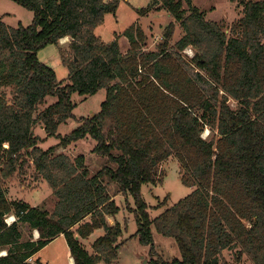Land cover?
Wrapping results in <instances>:
<instances>
[{"label": "trees", "instance_id": "16d2710c", "mask_svg": "<svg viewBox=\"0 0 264 264\" xmlns=\"http://www.w3.org/2000/svg\"><path fill=\"white\" fill-rule=\"evenodd\" d=\"M13 1L33 19L13 27L0 17V86L6 88L0 91V250L6 251L0 264H43L34 254L59 235L72 264L117 259L122 226L108 217L118 213V193L133 199V236L142 244L152 246V225L174 238L180 258L154 264H218L222 252L233 248L264 264V0L243 1L229 33L192 0H184L186 8L182 0H152L138 8L139 15L165 10L182 36L171 44L175 24L169 21L156 49L147 50L146 33L131 24L122 33L129 43L125 53L118 35L105 43L94 32L119 0ZM65 36L71 56L61 57L69 75L59 82L37 52ZM187 46L195 51L189 58L181 53ZM100 88L106 91L100 109L60 135L59 125L74 119L71 95ZM47 96L56 100L39 111ZM35 124L58 142L40 147L44 138L35 134ZM207 127L216 133L204 138ZM86 136L106 158L95 173L82 155L56 152ZM171 155L181 166L182 183L192 189L152 218L141 186L159 181L160 164ZM26 159L51 187V211L6 197L5 180ZM9 213L15 220L8 225ZM19 223L36 229L38 238L22 240ZM100 228L89 253L79 239Z\"/></svg>", "mask_w": 264, "mask_h": 264}, {"label": "rangeland", "instance_id": "374dc122", "mask_svg": "<svg viewBox=\"0 0 264 264\" xmlns=\"http://www.w3.org/2000/svg\"><path fill=\"white\" fill-rule=\"evenodd\" d=\"M182 1L183 7L186 8V3L184 0ZM243 1L246 0H192L193 4L205 14L206 18L218 22L227 33H229L228 29L232 22L240 17ZM150 2L152 0H119L115 12L113 14H105L103 22L96 26L94 32L105 43L111 42L115 35H118L119 49L125 53L129 48V43L127 37L122 33L131 24L136 23L146 33V49H156L158 43L163 39V29L169 21H174V19L172 15L162 9H150L144 15H139L138 8H146ZM32 16L33 13L30 10L22 5L20 6L15 1L0 0V17L8 25L13 27L19 24L28 25L33 19ZM174 24L171 44H174L183 34L178 22L174 21ZM70 41L71 38L67 36L65 40L61 38L58 45L47 44L37 52L39 60H42L53 69L59 82H65L69 75L67 67L62 62L61 55L64 54L67 58L71 56L69 52ZM181 53L185 58H189L194 55L195 51L192 47L187 46ZM183 65L192 76H195L196 70L190 64L186 66L184 62ZM200 84L210 91L209 83L200 82ZM5 89L0 86V91H5ZM105 94L106 91L103 88H100L92 95L73 93L71 100L74 103V119H68L66 122L61 123L58 133L64 135L71 132L77 127L80 117H87L96 113L100 109V102L105 98ZM222 94L223 92L219 91V95ZM8 98H11L9 92ZM55 100L56 97L47 96L45 102L38 107L39 111ZM227 103L232 107L236 106L235 101L230 96L227 97ZM33 127L35 134L44 138L43 142L38 144L40 147L46 148L58 142L56 137H46L43 127L39 124H35ZM215 133L207 127L202 131L201 136L209 138ZM95 145V141L90 136H86L70 143L67 147H59L56 152H63L71 159L82 155L83 162L88 166L90 172L95 173L106 163L105 157L97 155L93 151ZM24 164L13 176L5 180L4 188L6 194H9L15 199L27 201L31 205L47 208L51 211L56 202L51 187L35 170L31 161L26 159ZM159 172V181L156 184H142L141 186V195L149 206V215L152 218L187 195L192 189V187L189 188L182 183V169L174 155H171L160 164ZM109 188L112 189L114 187L110 184ZM114 198L120 208L115 216L108 217V222L111 224L116 222L120 223L123 231L120 240L123 242L119 246L117 259L110 263H106L101 259L97 264H154L155 261L159 263L161 261H168L171 263L175 257L180 258V252L174 238L159 234L154 225L151 226V234L153 237L152 246L142 244L138 236L134 237L133 235L137 229V221L132 212L134 206L133 199L122 196L119 193ZM11 214L9 213L5 218H8ZM21 232L23 234L22 240H27V238L36 239L37 237V233L34 232L35 234H33L28 224H22ZM103 232V229L100 228L98 231L95 230L92 232L90 236L80 239L81 244L89 253H93L91 244ZM238 252V248L224 250L218 259V264H222L223 262L227 264H253L248 256L245 254L238 256ZM67 253V242L64 236L57 237L51 243H47L45 247L40 249L38 255H41V260H44L47 264H67Z\"/></svg>", "mask_w": 264, "mask_h": 264}, {"label": "crops", "instance_id": "0c3cea01", "mask_svg": "<svg viewBox=\"0 0 264 264\" xmlns=\"http://www.w3.org/2000/svg\"><path fill=\"white\" fill-rule=\"evenodd\" d=\"M64 38V37H63ZM67 38V36H65V38H64V40ZM6 197L7 198H13V197H11L9 194H6ZM22 224H24V223H19V229H20V232H21V226H22ZM25 225H27V224H25ZM97 231H98V229H96ZM95 231V230H94ZM93 231V232H94ZM31 232L33 233V234H35L34 232H36L37 233V236H38V232H37V230L36 229H31ZM22 232H21V237H22ZM34 237H35V235H34ZM58 237H64V236H62V235H59ZM23 238V237H22ZM37 238V237H36ZM57 238V237H56ZM53 240H55V239H53ZM52 240V241H53ZM80 240V239H79ZM52 241H50V243L52 242ZM67 249H68V245H67ZM40 251V250H39ZM39 251L38 252H36L35 254H34V256H33V258L35 259V258H37V257H39L40 259H41V255H38V253H39ZM0 252H1V254L0 255H4L5 253H6V251L5 250H0ZM68 257H67V264H72L73 262H74V259H73V257L71 256V254L69 253V249H68ZM42 262H43V264H47V263H45V261L44 260H41ZM48 262V261H47ZM49 263V262H48Z\"/></svg>", "mask_w": 264, "mask_h": 264}, {"label": "built area", "instance_id": "2783aa9c", "mask_svg": "<svg viewBox=\"0 0 264 264\" xmlns=\"http://www.w3.org/2000/svg\"><path fill=\"white\" fill-rule=\"evenodd\" d=\"M6 216H7V215H6ZM6 216H5V217H6ZM5 217H4L5 222H6L8 225H9L12 221L15 220V219H14V216H13L12 214L9 215L8 218H5ZM0 254H1V252H0ZM28 259H29V260H32V257H29Z\"/></svg>", "mask_w": 264, "mask_h": 264}, {"label": "water", "instance_id": "95a60500", "mask_svg": "<svg viewBox=\"0 0 264 264\" xmlns=\"http://www.w3.org/2000/svg\"><path fill=\"white\" fill-rule=\"evenodd\" d=\"M91 115H93V114H91ZM77 238H79V237L77 236Z\"/></svg>", "mask_w": 264, "mask_h": 264}, {"label": "bare ground", "instance_id": "6f19581e", "mask_svg": "<svg viewBox=\"0 0 264 264\" xmlns=\"http://www.w3.org/2000/svg\"><path fill=\"white\" fill-rule=\"evenodd\" d=\"M64 38H65V37H64ZM64 38H63V39H64Z\"/></svg>", "mask_w": 264, "mask_h": 264}]
</instances>
